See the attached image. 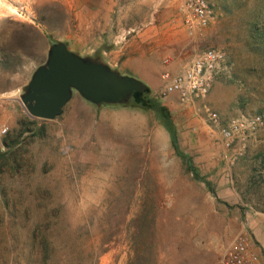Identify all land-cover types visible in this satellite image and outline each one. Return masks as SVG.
<instances>
[{"label": "rangeland", "instance_id": "374dc122", "mask_svg": "<svg viewBox=\"0 0 264 264\" xmlns=\"http://www.w3.org/2000/svg\"><path fill=\"white\" fill-rule=\"evenodd\" d=\"M209 1L217 19L202 37L187 32L179 0L117 6L131 9L127 31L156 25L152 38L173 49L185 44L191 57L224 50L227 63L206 104L224 118L264 116V0ZM23 5L32 20L9 8ZM74 13L67 25L58 1L0 0V52L14 56L0 62V264H222L241 232L264 264V127L232 162L202 103L164 98L161 73L137 79L146 89L158 83L146 97L166 110L208 187L177 154L160 113L134 104L135 93L97 105L74 91L61 116L26 124L21 97L52 45L74 49ZM137 31L116 27L114 41Z\"/></svg>", "mask_w": 264, "mask_h": 264}, {"label": "built area", "instance_id": "2783aa9c", "mask_svg": "<svg viewBox=\"0 0 264 264\" xmlns=\"http://www.w3.org/2000/svg\"><path fill=\"white\" fill-rule=\"evenodd\" d=\"M180 11L187 32L193 37H202L217 19L215 8L209 0H180ZM16 14L32 20L33 11L23 5L16 8ZM227 54L221 48L207 47L193 58L172 71L171 59H166L161 73V95L168 98L177 95L181 104L196 106L202 103L210 130L223 146L224 158L235 162L248 147L253 134L264 127V116L259 114L224 118L207 103L213 82L225 68ZM5 132V131H4ZM252 238L241 232L225 251L222 264H263Z\"/></svg>", "mask_w": 264, "mask_h": 264}, {"label": "crops", "instance_id": "0c3cea01", "mask_svg": "<svg viewBox=\"0 0 264 264\" xmlns=\"http://www.w3.org/2000/svg\"><path fill=\"white\" fill-rule=\"evenodd\" d=\"M38 1H58L65 8L66 14L64 16L67 25L70 24L71 11L75 12L79 31H76L74 36V49L67 46L70 51L83 58L102 63L111 70L123 73L128 77L154 80L165 68L162 65L163 60L165 61L170 57L172 59L170 68L176 72L193 58L185 53L183 49L185 44L179 46L178 49H173L167 46L160 39V36L155 35L152 38V33L157 26L151 23L145 24L143 28L139 27V29L129 28V32L138 30L137 35L129 36L122 39V42L116 43L114 41L116 27L128 33L129 22L124 18L130 16L131 9L117 6L118 2L120 4L125 0ZM180 4L181 1L179 0V8ZM67 32L69 35L71 34V31L68 30ZM77 39L81 42L80 44L76 42ZM88 42L90 46L87 45ZM120 62L121 64H119ZM121 70L125 72H121ZM148 86L151 90L159 88L158 83H150Z\"/></svg>", "mask_w": 264, "mask_h": 264}, {"label": "water", "instance_id": "95a60500", "mask_svg": "<svg viewBox=\"0 0 264 264\" xmlns=\"http://www.w3.org/2000/svg\"><path fill=\"white\" fill-rule=\"evenodd\" d=\"M146 86L133 77H121L106 65L76 55L63 42L51 46L25 89L21 102L30 119L54 120L61 116L73 92L91 103L119 104Z\"/></svg>", "mask_w": 264, "mask_h": 264}, {"label": "trees", "instance_id": "16d2710c", "mask_svg": "<svg viewBox=\"0 0 264 264\" xmlns=\"http://www.w3.org/2000/svg\"><path fill=\"white\" fill-rule=\"evenodd\" d=\"M13 57L14 56L10 55L9 52H6V51L0 52L1 65L3 67L9 65L12 62ZM149 93H150L149 88L146 89L144 93H141V94L135 93V95L133 96L134 104L136 106L142 107L144 109L157 110L160 113V115L163 119L164 126L171 133L172 143H173V146H174L177 154L185 160L187 167H188L189 171L191 173H193L194 178L198 181H199V179L202 180L206 185H208V187H210V182L204 176H201L199 174L197 168L194 166L191 159L186 157L185 155H183L182 151L180 150V148L178 146V139H177L176 131H175V128L173 126V123L170 120L168 113L166 112V110L164 108H162L159 105H156L148 97H146V95H148ZM26 124H35V121H33L29 118H26Z\"/></svg>", "mask_w": 264, "mask_h": 264}, {"label": "bare ground", "instance_id": "6f19581e", "mask_svg": "<svg viewBox=\"0 0 264 264\" xmlns=\"http://www.w3.org/2000/svg\"><path fill=\"white\" fill-rule=\"evenodd\" d=\"M13 12H16V9L9 7Z\"/></svg>", "mask_w": 264, "mask_h": 264}]
</instances>
